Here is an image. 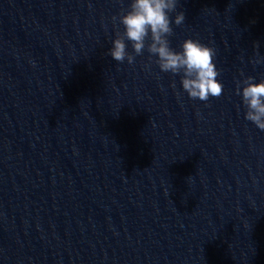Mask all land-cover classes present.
I'll return each mask as SVG.
<instances>
[{
  "label": "water",
  "instance_id": "95a60500",
  "mask_svg": "<svg viewBox=\"0 0 264 264\" xmlns=\"http://www.w3.org/2000/svg\"><path fill=\"white\" fill-rule=\"evenodd\" d=\"M129 3L0 0V264H264V130L236 93L264 78V0H179L171 46L216 50L208 101L147 48L111 57Z\"/></svg>",
  "mask_w": 264,
  "mask_h": 264
},
{
  "label": "clouds",
  "instance_id": "9594fccd",
  "mask_svg": "<svg viewBox=\"0 0 264 264\" xmlns=\"http://www.w3.org/2000/svg\"><path fill=\"white\" fill-rule=\"evenodd\" d=\"M178 4L179 0H130L127 10L119 16L123 31L117 30L108 53L116 61L126 59L131 64L134 55L127 50V42L137 55L147 48L149 59L154 56L162 72L180 75L182 89L191 99L208 101L220 96L223 90L215 62L216 50L192 37L185 38L178 49L171 46L172 24L185 21L184 12L177 11ZM173 12L174 17L170 15ZM255 62H264V57L257 56ZM236 93L245 106V119L264 130V78L244 77L237 82Z\"/></svg>",
  "mask_w": 264,
  "mask_h": 264
}]
</instances>
